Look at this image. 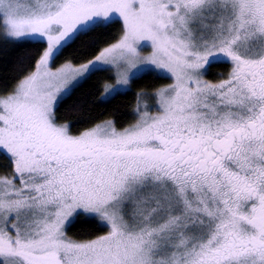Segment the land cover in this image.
Instances as JSON below:
<instances>
[{"label": "snow or ice", "instance_id": "6c2138e0", "mask_svg": "<svg viewBox=\"0 0 264 264\" xmlns=\"http://www.w3.org/2000/svg\"><path fill=\"white\" fill-rule=\"evenodd\" d=\"M0 57V264H264V0H0Z\"/></svg>", "mask_w": 264, "mask_h": 264}, {"label": "trees", "instance_id": "16d2710c", "mask_svg": "<svg viewBox=\"0 0 264 264\" xmlns=\"http://www.w3.org/2000/svg\"><path fill=\"white\" fill-rule=\"evenodd\" d=\"M3 59H4L3 57H0V65H2ZM219 71H223V69H219ZM130 102H131V97L127 98L126 100L120 101V103H123V104H127V103H130ZM121 111L124 112L126 117H127V113H128L129 110L127 108H124Z\"/></svg>", "mask_w": 264, "mask_h": 264}]
</instances>
